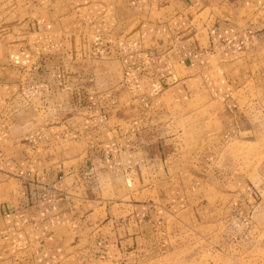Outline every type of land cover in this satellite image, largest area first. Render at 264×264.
Segmentation results:
<instances>
[{
  "label": "crops",
  "instance_id": "obj_1",
  "mask_svg": "<svg viewBox=\"0 0 264 264\" xmlns=\"http://www.w3.org/2000/svg\"><path fill=\"white\" fill-rule=\"evenodd\" d=\"M253 87L264 0H0V264L140 243L144 202L259 131Z\"/></svg>",
  "mask_w": 264,
  "mask_h": 264
},
{
  "label": "rangeland",
  "instance_id": "obj_2",
  "mask_svg": "<svg viewBox=\"0 0 264 264\" xmlns=\"http://www.w3.org/2000/svg\"><path fill=\"white\" fill-rule=\"evenodd\" d=\"M242 95L241 111L259 131L226 142L213 161L193 157L176 189L155 207L144 202L141 242L101 253L96 264H264V98L254 87Z\"/></svg>",
  "mask_w": 264,
  "mask_h": 264
}]
</instances>
